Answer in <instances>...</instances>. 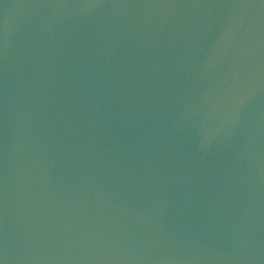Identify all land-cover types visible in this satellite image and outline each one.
<instances>
[{"label": "water", "instance_id": "obj_1", "mask_svg": "<svg viewBox=\"0 0 264 264\" xmlns=\"http://www.w3.org/2000/svg\"><path fill=\"white\" fill-rule=\"evenodd\" d=\"M0 264H264V0H0Z\"/></svg>", "mask_w": 264, "mask_h": 264}]
</instances>
